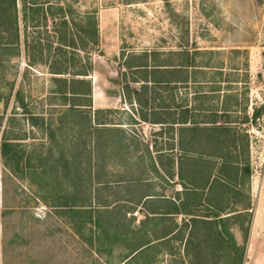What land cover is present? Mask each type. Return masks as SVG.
<instances>
[{
    "label": "rangeland",
    "instance_id": "rangeland-1",
    "mask_svg": "<svg viewBox=\"0 0 264 264\" xmlns=\"http://www.w3.org/2000/svg\"><path fill=\"white\" fill-rule=\"evenodd\" d=\"M0 6V264H183L185 251L188 264H242L252 218L248 211L218 219L224 231L220 242L213 237V225L190 219L184 240L179 232L164 242H153L143 257L131 256L129 261L125 257L148 236L156 239L169 231L166 218L173 217L156 222L149 213L173 208L169 197L178 200L180 182L189 185L188 200L186 206L183 201L177 206L201 216L216 218L232 211L231 201L245 200L253 192L264 199V109L256 123L246 119L264 104V0H17L16 18L9 0H0ZM107 11L115 24L104 22L100 30V15ZM72 38L83 49L61 45ZM180 49L219 50L210 61L225 60L224 74L190 67L193 79L188 83H156L157 89L140 92L142 100L156 108L150 114L159 112L160 120L171 122L126 125L142 142L132 144L144 163L138 173L124 169V159L114 156L111 137L117 139L122 133L100 131L114 125L124 130L130 105L96 113L85 107V115H64L61 112L71 103H87L88 97L51 92L65 89L55 76L73 78L71 73L51 71L67 67L76 71L77 54L85 57L84 67H91L90 83L95 71L103 81L110 72L111 88L118 94L122 85L130 87L139 75L127 63L138 64L144 54L156 51L157 62H181L185 59L171 52ZM202 51L192 55L196 64L209 59ZM228 84H233L231 91ZM215 88L222 90L204 97V91ZM229 94L234 95L229 101L234 110L231 119L236 120L231 126L237 130L206 128L215 125L204 121L222 120L214 109ZM182 120L189 126L180 134ZM100 121L112 123L97 125ZM218 139L226 140L222 153L241 171L233 179L231 165L216 156ZM7 140L11 145L3 150ZM126 140L130 138L124 136ZM64 153L71 161L70 155L79 157L83 166L91 160L104 181L92 187V209L70 207L75 198L89 196L81 191L79 180L61 178L48 184L49 177L42 174L45 165L63 169ZM133 209L139 214L128 216ZM137 218H143L144 232L132 229Z\"/></svg>",
    "mask_w": 264,
    "mask_h": 264
},
{
    "label": "trees",
    "instance_id": "trees-1",
    "mask_svg": "<svg viewBox=\"0 0 264 264\" xmlns=\"http://www.w3.org/2000/svg\"><path fill=\"white\" fill-rule=\"evenodd\" d=\"M8 1V0H5ZM11 7L8 8H14V15L15 18L17 16V0H9ZM0 8H2V6H0ZM63 18H64V23L67 24L66 21V15L65 13H63ZM97 31V30H96ZM19 31L17 30L16 32V39H19ZM94 43L98 41V34L96 32V37L93 38ZM72 43V44H71ZM18 45V44H17ZM61 45H71L72 47L76 48V49H83V45L79 46L78 42L76 40V38H72V41L67 43V42H61ZM78 45V46H76ZM63 47V46H60ZM65 51V50H64ZM202 50H195V52H191L190 50H186V49H180V50H173L171 51L172 54L176 55L177 57H181L184 58V61L181 62H175V63H164V62H157L155 60V57H153V55H156L158 53V51L154 52V54H152L151 56L149 54H144L143 56V60L138 63V64H132V63H127V66L130 67L131 69H136V73L139 74L137 78H133L134 81H153L155 83H166V84H170V83H174L175 85L178 84H186L189 81H191L193 79V70L189 71L190 67H195L193 69H199V70H216L219 71L218 73L220 75L224 74V69H225V65L226 62L225 60H221V62H219L218 64H212L210 61V58H212V56L215 53H220L219 50H205L204 52L202 51V53L204 55H207L209 57V59L206 62H202V64H196L195 62V58L192 56L195 53H201ZM233 52H241L240 48H233L232 50ZM66 54V53H65ZM75 59V58H74ZM77 62L79 63L80 67L76 70V71H69V68H64V69H54L51 72L54 74H72L73 78H65V76H55V81L58 82V84H64L65 85V89L64 88H60L61 90H52L51 92L53 94H59L62 93L64 94V96H67L68 93L70 92L73 97H77L76 99H85V97L87 98V103H83V102H73L71 103V105H69L66 109H64L61 113H63L64 115H70V114H78L79 116L81 115H85L87 110H84L85 107H88L87 109H92V98H91V83L90 81L87 79V76L89 75L90 72V68H86L84 67V65L82 64L83 61L85 60V57L81 54H77ZM75 65V63L73 64ZM198 67V68H197ZM205 72V71H203ZM227 81V80H226ZM79 84V85H83V88H74L73 84ZM233 84H228L227 86V91H231ZM176 87V86H175ZM221 91V88H215V89H211V90H206L204 91V97H210L208 95V93H210L211 91ZM138 89H135V92H137ZM17 95H20V91L17 92ZM234 98L233 94H229L227 95V98L223 101L222 105L220 106V108H215L214 109V115L217 117H221L222 120L213 118L209 121H204L205 123H210L212 125H215L214 127H208L205 126L206 128L209 129H224V130H234V132L237 130L236 127L231 126L233 123L236 122V120H232L231 119V112H233L234 110L232 109V104L230 103L229 99L232 100ZM64 106H67V102H63ZM264 109V104L258 108H255L254 111L252 112V115L250 117H247V121H251L252 123H256L258 118L261 115V111ZM101 111H103V109H100ZM206 111H213L210 108H205ZM98 110H95L94 112L96 113ZM89 123H92V118L89 117L88 118ZM160 122H166L161 120ZM183 125L182 128L180 129V134L182 133V129H185L186 127H188L189 125H185L186 123H188L187 120H182L180 121ZM97 125H104V124H111L112 122L109 121H100L97 122ZM107 128H101L100 131H106V133L108 135H111L112 131H120V136L117 139H114V137H111V142H112V146H114V150H115V154L114 156L121 160L124 159V130L123 128H120L121 126L118 125H114V126H104ZM113 134V133H112ZM236 135H234L233 137V148H238V142L236 139ZM216 147H217V154L216 156H218L221 160H225L227 161L229 164L231 163H235L234 160L230 159L229 157L225 154L222 153L223 150V146L226 143V140H214ZM11 142H9L8 140L2 143V149L4 150V148H6L7 146H10ZM65 154L68 153H64L60 156V162H62V168L57 169L55 166H43L42 168V174L43 175H47L49 177V179H47V183L51 184L53 183L55 180H60L61 178H71L72 180H79L83 185L82 188V192L84 193H88L89 196L87 198L82 196H79L78 199L75 198L76 201H74L73 204H70L72 207V209H78L80 210H88V209H92V204L93 201H95L94 198V193H93V185L94 184H101L104 183V181H102L99 177V173L96 170L95 167H93V165H91V160L89 161L88 165L83 166L82 162L80 163L79 161V157H75V155H70L71 157H73V161L74 164H72L73 161H71L70 159H68V157H66ZM76 154V153H75ZM78 155L81 156L82 154L80 152H78ZM89 158L91 159V156H89ZM229 160V161H228ZM74 168H73V167ZM247 172L250 173V167H248ZM210 174V173H209ZM208 174V175H209ZM182 177L181 174H179ZM210 177V176H209ZM47 178V177H46ZM53 182H52V181ZM208 180V177L206 179V181ZM188 187V186H187ZM188 199L185 198V200L182 202V206L187 205V203L185 205H183ZM189 204V202H188ZM66 206L68 204H65ZM182 206H177L176 204L173 206V208L169 209V210H165V211H161L159 213L162 214H171V213H176L179 211H188V213L191 215L190 219L192 220H200L203 223H206L207 225H213L214 226V230L212 232L213 237L219 239V242L221 241V239H224V231L221 229L220 223L218 221V219L221 218H217L220 215H216V218H210L212 216L210 215H199L196 213H190L189 209H186L187 207H183ZM175 208V210H174ZM174 210V211H172ZM92 217V216H91ZM190 220V221H192ZM186 224L187 228L189 226L188 223H183V225ZM191 229V228H190ZM190 231V230H189ZM182 232V237L180 238L181 240L185 239V235L186 233L183 231H176V232H165L164 234H162L160 237H157L156 239H151L149 238L148 234L146 233L145 236L147 235L148 237L146 238V240H144L143 243L139 244V246H137L135 249H133V251L125 257V259L127 261H129L131 259V256L135 257V258H139V257H143L145 255H147V253L151 250H149L147 253L142 254L144 251L150 249L153 245L152 243H159V242H164L170 238H172L174 235H177V233ZM229 233V232H227ZM158 245V244H157ZM156 245V246H157ZM155 246V247H156ZM154 247V248H155ZM153 248V249H154ZM185 253L187 254V252L185 251ZM188 255V254H187ZM183 264H186V261L183 260L182 261Z\"/></svg>",
    "mask_w": 264,
    "mask_h": 264
},
{
    "label": "crops",
    "instance_id": "crops-1",
    "mask_svg": "<svg viewBox=\"0 0 264 264\" xmlns=\"http://www.w3.org/2000/svg\"><path fill=\"white\" fill-rule=\"evenodd\" d=\"M111 9L113 10L114 8H111ZM108 11L104 13L102 12V14L100 15V20H99L100 30L103 29L104 22L112 26H114L115 24L114 18L108 17V13H109ZM89 76L91 77V74L87 76V79ZM112 77L113 76L109 72L108 76H106V79H104L103 81V79H101V76L99 77V75L95 71L94 76H93V81L91 83L92 108L94 110L106 109V108L116 107L118 104H121V105L124 104V107H126L127 105H130L133 108L132 110L129 109V112H127L130 114L129 122H124V136H127L130 138V140H126L127 143L124 142V149H126L124 151V169H127V170L133 169L135 173H138L141 169H143L144 163L141 161L142 156L139 159V156H138L140 152V150H138L139 148L136 147V149H133L132 144H136L138 146L142 142L140 139H138L139 135L133 129H128L127 128L128 126L126 125H135V122H138V121L152 122V123H166V122L170 123L171 119L170 118H168L167 120L163 119V121H166V122H160L161 120L159 118V112H153L151 114L149 113L152 109L153 110L155 109L156 111V108L151 109L149 103H145L142 100V97L139 95L143 89L147 90L148 93L150 90L157 89L158 86H156L155 82L153 81L145 82L142 80L141 81L133 80V81H130L131 83L130 87L124 84V86L123 85L121 86L120 92L118 94H115L114 93L115 90L111 88L112 87L111 85H113V82H114ZM129 89H132V90H129ZM135 89H138L136 96L134 93ZM144 103L146 105V109L144 108L145 107ZM135 105H139V106H136L135 108L134 107ZM152 115H153V118H151ZM174 164L176 166V160ZM230 165L232 168L229 171H231V173L233 174L232 175L233 176L232 179H233L235 178L236 175H238V173H241V171L239 172L237 170V167L234 166V165H237L236 162L231 163ZM176 174L178 175V172ZM227 174L228 173H226V175ZM239 181H242L241 177H239ZM224 182L227 183V181H224ZM180 185H182V187L178 188L177 190L179 192L178 200H176L175 198L169 197V199L173 201L174 205L175 204L180 205L179 203L184 201L185 192L189 187L188 183L183 184L180 182ZM229 186H231V184H229ZM147 196L149 195L148 194L146 196L143 195V197L140 200L144 201L145 197ZM161 197H164V196H161ZM231 204L232 205L235 204L234 209L227 213H224L225 212L224 211L219 216L220 218L224 219V218H227L233 215H241V213H244L245 211L252 213V218L250 221V227L248 231L246 257L244 258V261L242 262V264H264V199L262 198L261 195L259 196L253 192L250 195V197H248L247 199L245 200L234 199L233 201H231ZM209 206L212 207L213 205H209ZM137 210L138 209L129 210L127 212V215L136 217V215L139 214V211ZM159 212L161 211H158V212L153 211L152 213H149L150 219L155 220L156 222H159L161 220L159 218L173 217L170 219L166 218L168 222L163 218L166 221V223L171 224V226L170 224H168L170 226L169 232L170 231L176 232L180 230V231L185 232L186 235L188 234L191 228V221H190L191 215L188 213V211H179V212L171 213V214H162ZM155 218H158V219H155ZM142 219L143 218H137L136 220L137 225L132 226L133 230L139 231L141 229V232L145 231V230L143 231V228H142ZM183 223H188L189 224L188 228L186 224L183 225ZM137 246H139V244ZM185 261H186V264H188L187 254L185 256Z\"/></svg>",
    "mask_w": 264,
    "mask_h": 264
}]
</instances>
